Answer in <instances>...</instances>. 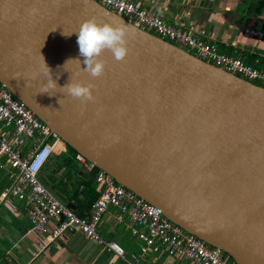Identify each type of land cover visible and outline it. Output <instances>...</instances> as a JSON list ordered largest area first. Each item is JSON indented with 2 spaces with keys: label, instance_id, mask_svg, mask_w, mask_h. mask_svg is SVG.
<instances>
[{
  "label": "water",
  "instance_id": "obj_1",
  "mask_svg": "<svg viewBox=\"0 0 264 264\" xmlns=\"http://www.w3.org/2000/svg\"><path fill=\"white\" fill-rule=\"evenodd\" d=\"M92 18L129 29L126 57L105 50L95 78L82 71L76 32ZM46 65L58 87L40 93ZM71 79L92 84L94 99L66 95ZM0 83L170 221L235 264H264V87L95 0H0Z\"/></svg>",
  "mask_w": 264,
  "mask_h": 264
},
{
  "label": "built area",
  "instance_id": "obj_2",
  "mask_svg": "<svg viewBox=\"0 0 264 264\" xmlns=\"http://www.w3.org/2000/svg\"><path fill=\"white\" fill-rule=\"evenodd\" d=\"M95 1L200 60L264 87V69L220 51L205 28L181 20L169 21L133 0ZM66 149L65 141L0 83V170L9 181L0 192V204L10 203L12 199L23 202L32 230L43 237L36 243L33 259L51 242L80 232L124 264H141L140 260L149 253L171 257L180 264H186V260L187 264H235L220 248L170 221L159 207L118 183L77 152L73 158L94 171L97 197L86 214H76L39 179V172L52 156ZM109 207L114 208L115 222L124 224L141 242L138 253L131 259L126 257L122 246L104 239L97 230Z\"/></svg>",
  "mask_w": 264,
  "mask_h": 264
},
{
  "label": "crops",
  "instance_id": "obj_3",
  "mask_svg": "<svg viewBox=\"0 0 264 264\" xmlns=\"http://www.w3.org/2000/svg\"><path fill=\"white\" fill-rule=\"evenodd\" d=\"M133 1L169 21L181 20L205 28L210 40L218 44L220 51L264 69V0ZM74 168L78 169V173L64 175L66 170L61 169L55 175L61 177L59 187L61 195L66 197L64 201L59 199L73 206L76 214L84 215L97 194L92 180L94 171H89L78 162ZM113 212L114 208L109 207L102 215L97 230L104 239L116 242L124 243L125 233L132 236L133 247L123 246L126 257L131 259L138 253L141 242L124 224L115 222ZM42 238L32 230L22 201L12 199L10 203L0 204V264H124L111 252L87 240L80 232L67 234L51 242L46 250L33 259L36 243ZM160 260V256L149 253L140 263L180 264L171 257Z\"/></svg>",
  "mask_w": 264,
  "mask_h": 264
},
{
  "label": "clouds",
  "instance_id": "obj_4",
  "mask_svg": "<svg viewBox=\"0 0 264 264\" xmlns=\"http://www.w3.org/2000/svg\"><path fill=\"white\" fill-rule=\"evenodd\" d=\"M76 32H78L77 43L79 45V52L84 57L83 64L86 65V67H82V71L89 73L91 77L95 78L103 75L105 62L102 59V54L105 50H110L117 61L123 60L128 54L129 29L125 25L117 26L110 22L101 23L92 18L84 21ZM71 34L63 32L65 36H70ZM74 60L81 64L79 59ZM47 68L49 71L45 75L48 77V80L40 93L49 92L50 89L58 87L56 80L53 79L50 68L48 66ZM92 88L93 85L90 83L71 79L70 83L60 89L74 99L87 102L94 99ZM60 101L59 103L61 104Z\"/></svg>",
  "mask_w": 264,
  "mask_h": 264
},
{
  "label": "trees",
  "instance_id": "obj_5",
  "mask_svg": "<svg viewBox=\"0 0 264 264\" xmlns=\"http://www.w3.org/2000/svg\"><path fill=\"white\" fill-rule=\"evenodd\" d=\"M74 153H75V151L70 146L67 145L66 152H58V153H56L54 155V157L52 156L53 159L51 158L52 160L50 159L44 165V167L41 169V171L39 172V179L42 181V183L47 188H49L58 198L62 199L63 201L65 200L66 197L61 195V189L59 187V184H60V181H61V177H57L55 175L61 169L66 170L64 175H68L71 172L78 173V169L74 168V165H75V161L73 159ZM8 184H9V181L3 175V172L0 170V192L5 187H7ZM70 197H71V195H70ZM96 197H97V194H96ZM68 198H69V196H68ZM95 199L96 198H93L91 201H94ZM163 258H164V256L161 257V260ZM230 259L232 260L231 257H230ZM161 260H160V262H161Z\"/></svg>",
  "mask_w": 264,
  "mask_h": 264
},
{
  "label": "rangeland",
  "instance_id": "obj_6",
  "mask_svg": "<svg viewBox=\"0 0 264 264\" xmlns=\"http://www.w3.org/2000/svg\"><path fill=\"white\" fill-rule=\"evenodd\" d=\"M77 163V162H75ZM123 240H124V243L123 242H118L117 243L120 245V246H124V245H130V247H133V237L130 236L128 233H125L124 236H123ZM5 261V260H3ZM188 263V261L186 260V264Z\"/></svg>",
  "mask_w": 264,
  "mask_h": 264
}]
</instances>
